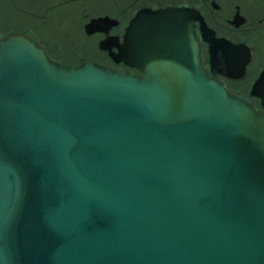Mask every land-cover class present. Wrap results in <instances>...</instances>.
Here are the masks:
<instances>
[{"label":"water","instance_id":"1","mask_svg":"<svg viewBox=\"0 0 264 264\" xmlns=\"http://www.w3.org/2000/svg\"><path fill=\"white\" fill-rule=\"evenodd\" d=\"M196 20L143 8L101 45L139 74L0 37V264H264V70L258 105L232 92L215 67L249 53L213 36L209 73Z\"/></svg>","mask_w":264,"mask_h":264},{"label":"flooded vegetation","instance_id":"2","mask_svg":"<svg viewBox=\"0 0 264 264\" xmlns=\"http://www.w3.org/2000/svg\"><path fill=\"white\" fill-rule=\"evenodd\" d=\"M175 6L199 11L201 20L195 21V31L200 58L209 73L211 49L208 42L213 36L244 47L241 50L243 56L249 53L244 75L229 76L217 71L223 68L216 65L214 77L232 92L258 105L259 100L250 95V89L264 70V0H0V37L10 33L23 34L56 62L65 59L73 64L71 62H76L77 58L79 63L92 59L139 74L138 70L113 61L108 49L101 45L113 46L115 37L122 42L129 21L137 11ZM104 16L115 20L116 25L102 26L100 30L88 33L86 26L90 20ZM78 33H82L81 40H78ZM112 48L116 51L115 46ZM214 48L220 56L231 57L235 52L227 44H217Z\"/></svg>","mask_w":264,"mask_h":264},{"label":"trees","instance_id":"3","mask_svg":"<svg viewBox=\"0 0 264 264\" xmlns=\"http://www.w3.org/2000/svg\"><path fill=\"white\" fill-rule=\"evenodd\" d=\"M83 38V36H82V33H78V40H81ZM77 45H79V43H77ZM67 50V49H66ZM82 58H84V57H82ZM51 59V58H50ZM76 59V58H75ZM52 60V59H51ZM53 61H56V60H53ZM79 61H80V59L79 58H77V61L76 62H71V63H73V64H78L79 63ZM61 63H65V64H69L70 63V61L69 60H65V59H61ZM110 66H112V67H116L114 64L113 65H111L110 64Z\"/></svg>","mask_w":264,"mask_h":264}]
</instances>
